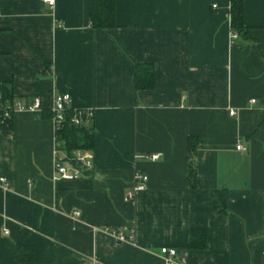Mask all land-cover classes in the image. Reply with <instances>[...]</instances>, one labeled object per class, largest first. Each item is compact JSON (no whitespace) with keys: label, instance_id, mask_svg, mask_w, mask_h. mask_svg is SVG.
I'll return each mask as SVG.
<instances>
[{"label":"crops","instance_id":"crops-1","mask_svg":"<svg viewBox=\"0 0 264 264\" xmlns=\"http://www.w3.org/2000/svg\"><path fill=\"white\" fill-rule=\"evenodd\" d=\"M115 2L101 31L94 0H0V84L40 101L0 129V264H19L18 246L25 264H165L162 248L175 264H264V0L245 1L249 40L232 36L230 0ZM137 65L153 90H136ZM57 94L94 113V169L73 181L54 180ZM136 172L148 187L127 202ZM192 231L206 249L188 248Z\"/></svg>","mask_w":264,"mask_h":264},{"label":"trees","instance_id":"trees-1","mask_svg":"<svg viewBox=\"0 0 264 264\" xmlns=\"http://www.w3.org/2000/svg\"><path fill=\"white\" fill-rule=\"evenodd\" d=\"M246 0H230V23L233 33H237L243 40H249L248 28L244 22V4ZM91 25L96 30L108 31L116 28V2L115 0H94ZM135 88L137 91H150L155 88V70L151 65H137L135 68ZM0 129H13V115L5 118V112L16 99L13 96L11 84H0ZM74 115L73 110L65 113L66 121L61 130L56 132L57 151L65 154L70 161L77 151H93L95 148V132L93 126H74L70 123ZM198 139L191 137L188 142L190 165L188 172V185L196 188L197 165L196 156ZM207 247V236L204 231H192L188 248L190 250H204ZM16 257L19 264L32 263L31 250L18 246Z\"/></svg>","mask_w":264,"mask_h":264},{"label":"built area","instance_id":"built-area-1","mask_svg":"<svg viewBox=\"0 0 264 264\" xmlns=\"http://www.w3.org/2000/svg\"><path fill=\"white\" fill-rule=\"evenodd\" d=\"M42 2L49 7L54 9L56 5V0H42ZM216 7V6H214ZM234 39H237L239 36L237 33L233 35ZM1 100V95H0ZM71 98L67 94H57L54 99L53 106V123L55 125L56 132L61 130L66 118V111L70 110ZM251 103H255V100H252ZM40 109V101L35 100L32 105H25L19 101H16L12 106L7 108L5 112V118H10L14 113L18 111H28V110H38ZM230 115H235L234 111L230 112ZM94 119V113L88 110H78L74 111V115L70 120V123L74 126H81L87 123H91ZM238 151H247L246 148L241 145L237 146ZM55 161V181H73L80 179L83 174L90 173L94 169V161L89 151H77L74 154V158L68 161L64 153L57 151ZM147 158L151 161H157L159 155H150ZM0 183L4 189H8V185L5 178L0 179ZM149 183V176L142 172H136L134 175V182L131 189L126 193L125 201H133L138 193L144 192ZM80 213H76V216H79ZM5 234H8V231H5ZM116 243L122 244L131 241L134 239L135 231L130 229L129 231H120L115 230L112 232ZM161 254L165 258V264H175L174 259L176 258L177 251L171 248H162Z\"/></svg>","mask_w":264,"mask_h":264}]
</instances>
